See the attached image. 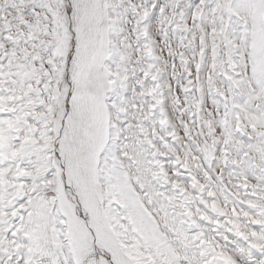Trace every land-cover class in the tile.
<instances>
[{
	"label": "snow or ice",
	"instance_id": "6c2138e0",
	"mask_svg": "<svg viewBox=\"0 0 264 264\" xmlns=\"http://www.w3.org/2000/svg\"><path fill=\"white\" fill-rule=\"evenodd\" d=\"M0 264H264V0H0Z\"/></svg>",
	"mask_w": 264,
	"mask_h": 264
}]
</instances>
